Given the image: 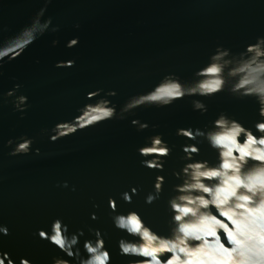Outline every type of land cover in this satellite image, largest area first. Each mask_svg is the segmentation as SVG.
<instances>
[{"label": "water", "instance_id": "obj_1", "mask_svg": "<svg viewBox=\"0 0 264 264\" xmlns=\"http://www.w3.org/2000/svg\"><path fill=\"white\" fill-rule=\"evenodd\" d=\"M43 6L40 0H0L3 38L14 36ZM49 16L53 25L60 26L59 32H45L19 58L6 61L0 80L3 92L20 83L17 95H27L30 105L23 117L11 102L0 107V223L10 231L0 237L3 250L17 264L21 256L33 264H52L55 255L71 259L38 234L41 228L50 232L52 221L59 217L70 232L83 229L82 254L86 255L84 240L94 239L89 228L99 229L111 264H127L135 257L119 254L118 241L127 234L114 226L109 197L116 200L118 212L136 210L155 230L167 233V200L180 182L172 173L184 164L182 146L196 143L177 136L176 129H204L225 111L254 130L260 119L255 98L241 100L226 91L185 97L164 108H137L125 120H109L56 142L41 129L72 119L77 108L93 102L86 94L97 88L115 89L117 95L108 98L119 110L130 96L148 91L166 73L191 80L217 44L238 52L264 36V0H54L44 19ZM74 36H79V44L65 47ZM56 38L60 43L53 47ZM73 58L74 68L54 67L58 60ZM193 99L204 100L208 112L194 111ZM133 118L150 127L137 131L130 123ZM157 132L173 148L163 171L141 166L145 157L137 151L146 137ZM22 133L34 138L33 151L9 156L7 140ZM199 147L196 159L215 161L217 154L207 142ZM157 175L165 177L164 191L159 200L147 204L145 197L154 190ZM64 181L68 187L61 186ZM132 187L139 194L127 203L121 193ZM92 213L98 219H92Z\"/></svg>", "mask_w": 264, "mask_h": 264}, {"label": "clouds", "instance_id": "obj_2", "mask_svg": "<svg viewBox=\"0 0 264 264\" xmlns=\"http://www.w3.org/2000/svg\"><path fill=\"white\" fill-rule=\"evenodd\" d=\"M40 2L44 6L14 36L4 39L0 25V80L6 61L19 58L45 32H59L60 26L52 24L51 16L44 19L47 6L54 0ZM75 27L78 29L80 24ZM79 42V36H74L66 41L65 47H76ZM59 43V38L51 41L53 47ZM75 66L74 58L58 60L54 65L56 68ZM21 87L16 83L7 92L0 91V107L11 102L23 117L30 105L27 95H17ZM225 91L241 100L255 98L260 119L253 130L221 111L204 129H176L177 136L196 143L182 146L184 164L172 173L180 182L173 185V194L167 200L170 214L167 233L155 230L136 210L118 212L116 200L109 197L114 226L127 234L118 241L119 254L135 257L127 264H264V36H257L255 42L238 52L217 44L208 62L193 73L191 80H183L175 72L166 73L148 91L130 96L119 110L108 98L117 95L115 89L89 91L86 99L93 102L77 108L78 114L72 119L41 129L42 133H49L50 141L56 142L109 120H125L137 108H164L185 97H212ZM191 104L193 110L202 115L208 112V105L202 99H193ZM130 123L137 131L150 127L139 118H133ZM33 142L34 138L26 133L9 138L8 155L31 153ZM204 142L217 154L215 161L196 159L201 151L199 144ZM172 150L159 132L146 137V142L137 149L145 157L140 161L141 166L159 171L164 170V160L172 155ZM34 151L38 155L41 150L37 147ZM164 184L165 177L157 175L154 190L145 197L147 204L160 199ZM61 186L68 187V182L64 181ZM72 190L75 191L74 186ZM138 194V189L132 187L122 192L121 198L131 203L133 195ZM91 218L98 219L95 213ZM89 232L94 239L84 240V255L79 247L83 229L70 232L69 226L57 217L51 223L50 232L43 228L38 230L41 239L71 258L55 255L52 264H111L112 255L105 235L94 228H89ZM7 235H10L9 228L0 223V237ZM0 264H17L11 254L3 250L2 238ZM19 264H33V261L21 256Z\"/></svg>", "mask_w": 264, "mask_h": 264}]
</instances>
